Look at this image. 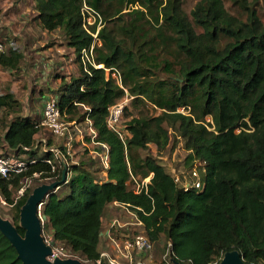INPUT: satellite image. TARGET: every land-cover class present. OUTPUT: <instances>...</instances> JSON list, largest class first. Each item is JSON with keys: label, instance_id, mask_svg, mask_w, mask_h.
I'll return each mask as SVG.
<instances>
[{"label": "trees", "instance_id": "1", "mask_svg": "<svg viewBox=\"0 0 264 264\" xmlns=\"http://www.w3.org/2000/svg\"><path fill=\"white\" fill-rule=\"evenodd\" d=\"M33 1L42 28L59 30L77 56L93 44L95 62L115 67L120 82L106 78L103 68L84 70L80 63L77 76L61 83V113L70 121L91 120L94 140L108 147V167L101 179L91 158L71 166L67 191L50 192L41 205L43 235L94 263L104 210L118 201L136 211L153 243L167 238L172 259L181 264H217L230 250L248 264H264V20L253 4L234 0L246 12L241 18L223 0H198L188 13L183 0ZM84 3L100 15L98 28L96 22L84 27ZM168 50L170 58L163 54ZM21 57L16 49L0 51V66L14 69ZM124 89L132 104L158 110L124 123L126 147L105 124L109 105ZM16 104L11 91L0 94L1 108ZM36 121L15 115L8 122L3 139L13 152L34 145ZM170 130L183 140L189 169L197 165L201 188L184 189L153 156L139 154L150 143L157 151L166 148ZM130 172H152L146 191L127 187ZM60 174L45 151L25 172L0 176V194L12 204L20 234V209L31 191L13 199L22 179ZM0 264H23L1 231Z\"/></svg>", "mask_w": 264, "mask_h": 264}, {"label": "rangeland", "instance_id": "2", "mask_svg": "<svg viewBox=\"0 0 264 264\" xmlns=\"http://www.w3.org/2000/svg\"><path fill=\"white\" fill-rule=\"evenodd\" d=\"M197 1L198 0H183V9L188 13ZM223 1L224 6L230 13L245 18V10L242 9L236 1ZM248 1L253 4L259 17L264 20V0ZM32 8L33 4H30L29 0H0V41L4 44V50L12 48L18 50L22 54L16 68L11 70L2 68L3 71H7L6 75L9 76V79H6L8 81H1V89L3 92L12 89L13 97L17 101V104L11 109L2 108V110L4 109L0 115L2 127L6 124L5 117L10 120V118L15 115L29 116L30 118L38 120L40 117L39 110L43 108L45 98L50 95L57 96L61 88V83L68 82L79 73L78 56L74 58V62H78V68L74 72L70 68V65H68V59H55L50 61L52 56L46 57L44 55L45 57L43 56L41 58L35 55V52H43L47 47L52 46V48L55 49L68 45L59 30L47 31L42 28L38 19L35 17L36 15L32 13ZM35 13H37L36 10ZM149 32L151 34L155 33L153 30H149ZM62 52L65 53L64 51ZM163 54L167 58H170L171 54L169 50L168 53ZM63 56H68V54L66 53ZM82 109L84 110L85 108ZM157 111V109L148 103L138 102L132 104L129 101L123 113L122 123L124 124L132 117L150 115ZM181 111L186 112L185 109ZM76 123V126H70L72 139L69 154H66L67 163L69 166H72L75 163L77 164L91 158L95 160L94 167L96 168L95 174L97 177L101 179L105 178L98 154L93 152L99 151L100 148L90 140H86V137L90 136L88 122L81 120L80 122L76 121ZM39 136L45 137L48 142L59 148H62V144L66 139V136H52L46 128L40 130ZM139 154L141 156L148 154L153 156L170 174H179L181 181L192 180L189 175L191 168L189 169V160L186 159L187 153L183 148V140L177 137L172 130H170V144L166 148L157 151L155 145L150 143L147 148L139 150ZM51 181H53V179L28 178L27 188H30L31 193L36 186L44 183L48 184ZM66 191V183H62L56 190L59 194H64ZM13 199H17L16 191L14 192ZM12 210V204L4 200L3 196L0 194V217L13 224L14 219ZM114 219H118L120 223H124L123 227L115 231L116 236H118L117 238L130 236L133 231L136 232L140 230V228L133 223L134 218L131 212L123 207L110 203L106 206L103 213L102 230L106 231ZM19 224L21 226L23 225L20 219ZM99 249H106L110 254H115L108 239L101 244ZM149 254L154 261H158L162 256H165L169 264H174L168 240L164 236H162L158 242L153 243V247ZM76 258L83 264H92L80 259L78 256Z\"/></svg>", "mask_w": 264, "mask_h": 264}, {"label": "built area", "instance_id": "3", "mask_svg": "<svg viewBox=\"0 0 264 264\" xmlns=\"http://www.w3.org/2000/svg\"><path fill=\"white\" fill-rule=\"evenodd\" d=\"M82 13L84 16V27L88 29V25L96 22L97 28L101 22V17L96 10L86 5L85 3L82 6ZM96 28V29H97ZM97 31L92 32L93 37L96 36ZM4 50V44L0 41V51ZM79 61L84 70H88V65H93L97 68H103L105 77H112L119 82V72L115 67H106L102 63H97L94 60V51L93 44H91L88 48H83L79 51ZM121 85V84H120ZM125 90V93L117 99L114 103L109 105L108 113L105 118V124L108 130L115 133L124 147H126V141L130 137V132L127 127L122 123L123 113L125 108L128 106V102L131 100L132 96L128 94ZM85 109H88V106H84ZM1 109V107H0ZM179 110H183L180 108ZM90 128V138L91 142L97 145L100 150L93 151L98 154L99 162L101 164L102 169L108 167V147L103 142H98L94 140L95 130L92 127L91 120L86 117ZM71 125H77L75 120H67L65 115H63L59 109L57 104V98L54 95L47 96L45 98L41 117L35 122V127L38 129L37 132L46 128L49 130V133L54 137H64L66 136L65 141L62 144V148L49 143L45 137H41L40 142H37L43 146L44 151L50 152L54 159H56L58 163L59 170L61 172L60 177L55 179L59 180L61 178L63 170H65L66 183L70 176L72 175V168L67 163L66 154H69V150L71 147ZM29 147L24 146L23 150H27ZM37 158H24L18 153L13 151H5L0 152V176L2 177H10L12 175L21 174L25 172L29 166V164L36 161ZM44 161L51 163V158H44ZM54 169V166L52 165ZM190 177L192 180H180L179 174L173 173L172 176L174 181L180 184L184 189L191 188L192 186L195 188H201L203 186L200 171L197 165H193L190 169ZM34 176H37L38 173H33ZM152 176V172H150L146 176H140L130 172L129 178L126 182L127 187L135 193L146 191L148 183L150 182ZM28 178L24 177L21 181V185L16 190V197H20L23 195L24 191L28 187ZM115 205L123 207L131 212L132 217L134 218V224L137 225L140 230L133 231L130 236H126L124 238H117L116 230L124 226V223H120L118 219H114L109 228L106 229V236L109 240L112 248L115 251V254H110L106 249L100 250L99 257L96 259L94 264H169L166 260L165 256L158 261H154L150 256L151 249L153 247V242L149 239V237L145 234L143 230V223L138 218L136 211L129 207L128 204L118 201L112 202ZM39 216L41 218L43 224V216L41 213V206L39 207ZM43 241L46 245L50 247V252L46 256L48 260L53 261L56 258L66 259V258H76V254L71 252L66 246L63 244L55 243L51 236L43 235ZM168 245L171 251V243L168 241ZM81 259V258H80Z\"/></svg>", "mask_w": 264, "mask_h": 264}, {"label": "water", "instance_id": "4", "mask_svg": "<svg viewBox=\"0 0 264 264\" xmlns=\"http://www.w3.org/2000/svg\"><path fill=\"white\" fill-rule=\"evenodd\" d=\"M66 174L63 170L59 180L40 184L29 193L20 209V221L23 224L24 233L21 235L14 224L0 217V231L10 240L15 247L18 257L23 264H83L77 258H56L53 261L47 259L50 247L46 245L42 237V221L39 216V207L50 192L56 191L65 182ZM94 264V263H92ZM174 264H181L174 260ZM217 264H248L237 250L224 252Z\"/></svg>", "mask_w": 264, "mask_h": 264}, {"label": "crops", "instance_id": "5", "mask_svg": "<svg viewBox=\"0 0 264 264\" xmlns=\"http://www.w3.org/2000/svg\"><path fill=\"white\" fill-rule=\"evenodd\" d=\"M30 4H33L34 1L33 0H29ZM32 10V13L34 15H36L35 13V10L34 8L31 9ZM46 30V29H45ZM48 31V30H47ZM52 31H55V30H52ZM62 51H64L65 53H63ZM63 53V54H62ZM68 54V56H63L65 54ZM35 55L36 56H40L41 58L45 55L46 57H50L52 56V58L50 59V61H53L55 59H68V65H70V68L72 69V71L75 72V70L78 68L77 67V64L79 62L78 65H80V61H79V58H78V62L75 63L74 62V58L77 56V53L74 51V49L70 46H62V47H59V48H52L51 47H47V49H44L43 52H35ZM44 56V57H45ZM60 57V58H59ZM49 66V65H47ZM7 72V71H6ZM5 71H3L2 67L0 66V94H3L4 92L2 91L1 89V81H8L6 79H9V76L6 75ZM69 73V72H68ZM11 92L13 91L12 89H9ZM4 110V109H3ZM2 108L0 109V115L2 114ZM41 113H42V109L39 110V115L41 117ZM39 117V118H40ZM13 117L10 118V120L12 119ZM38 118V119H39ZM9 119H7L5 117V126L1 125V120H0V152H5V151H14L13 149H10L7 144L5 143L4 139H3V133H4V130L6 129V125L8 124V122L10 121ZM40 132V131H39ZM39 132H36V134L34 135V139H35V143L34 145L27 149V150H21L19 151V155H21L22 157L24 158H40L43 156L44 154V149H43V146L37 142H40V139L41 137L39 136ZM104 239V241H103ZM107 239V236H106V231L105 230H102L101 231V235H100V243H99V247L101 246V244L103 242H105Z\"/></svg>", "mask_w": 264, "mask_h": 264}, {"label": "clouds", "instance_id": "6", "mask_svg": "<svg viewBox=\"0 0 264 264\" xmlns=\"http://www.w3.org/2000/svg\"><path fill=\"white\" fill-rule=\"evenodd\" d=\"M79 55V54H78ZM78 58H79V56H78Z\"/></svg>", "mask_w": 264, "mask_h": 264}]
</instances>
